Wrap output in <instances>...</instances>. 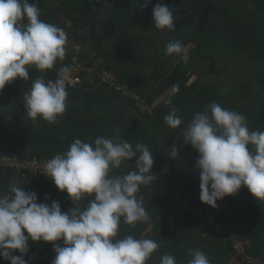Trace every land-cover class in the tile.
I'll use <instances>...</instances> for the list:
<instances>
[{
	"label": "trees",
	"instance_id": "trees-1",
	"mask_svg": "<svg viewBox=\"0 0 264 264\" xmlns=\"http://www.w3.org/2000/svg\"><path fill=\"white\" fill-rule=\"evenodd\" d=\"M29 2L37 3L41 20L65 30L71 41L65 58L52 69L41 72L27 66L28 80L17 77L0 92V155L48 161L65 153L77 138L93 143L99 136H118L133 147L146 144L153 151L151 174L157 180L141 186L139 194L150 219L134 227L122 219L117 238L132 235L157 241L160 247L147 264H160L163 255L187 264L190 248L203 251L211 264H249L237 257L233 239L223 240L203 226L200 216L179 209L187 203L215 218L244 242L248 255L264 262V201L242 186L237 194L218 200L216 208L203 203L200 170L195 167L199 153L182 140L195 114L213 101L242 113L250 131H264V0H151L147 7H140V0ZM157 3L174 12L175 31L155 28ZM165 35L166 43L180 41L183 51L166 55ZM73 43L80 53L70 49ZM204 65H210L212 76L199 74ZM77 66L83 68L82 82L66 87L63 117L52 124L27 117L23 96L33 81L40 77L55 81L63 70ZM106 74L117 80L105 81ZM172 109L182 121L176 129L164 121ZM172 146L179 149L175 159L169 154ZM138 158L139 154L114 174L135 170ZM13 186L36 192L37 202L59 201L62 211L73 207L67 192L50 177L34 173L23 177L0 167V194H9ZM46 195L51 199L46 201ZM92 198L82 200L80 207ZM58 243L63 246L62 240ZM55 255L52 242L30 241L24 258L28 264H51ZM0 264L10 261L0 256Z\"/></svg>",
	"mask_w": 264,
	"mask_h": 264
},
{
	"label": "clouds",
	"instance_id": "clouds-1",
	"mask_svg": "<svg viewBox=\"0 0 264 264\" xmlns=\"http://www.w3.org/2000/svg\"><path fill=\"white\" fill-rule=\"evenodd\" d=\"M151 0H140L147 7ZM37 3L29 0H0V92L17 77L29 79L27 66L43 72L52 69L66 55L68 35L55 24L40 19ZM155 28L176 30L175 14L169 6L157 3L153 8ZM183 51L180 41L165 46L166 55ZM227 89H221L226 92ZM68 92L62 78L33 81L23 96L27 117L56 123L67 110ZM165 124L179 128L176 109L164 117ZM184 144L199 153L195 167L200 170V199L213 208L225 196L237 194L246 186L264 201V131H250L242 113L218 102L197 112L183 132ZM179 149L170 148L175 159ZM135 170L114 174L132 158ZM153 151L143 143L133 147L120 137L95 138L93 143L77 138L63 154L45 164L47 177L73 207L62 211L59 201L37 202L34 191L13 186L9 194H0V256L10 264H28L24 258L29 242H52L56 253L51 264H147L160 245L149 238L132 235L117 238L121 220L133 227L148 221L141 186L154 184ZM167 171V169H164ZM93 197L85 208L80 202ZM51 199L46 195L45 200ZM63 241L61 246L58 241ZM18 250L20 255H13ZM187 264H211L199 249H188ZM160 264H177L172 255H163Z\"/></svg>",
	"mask_w": 264,
	"mask_h": 264
},
{
	"label": "built area",
	"instance_id": "built-area-1",
	"mask_svg": "<svg viewBox=\"0 0 264 264\" xmlns=\"http://www.w3.org/2000/svg\"><path fill=\"white\" fill-rule=\"evenodd\" d=\"M81 66H77L75 70H63L61 72V78L65 82V86L67 87L69 84L73 87H77L81 82ZM90 71V69H89ZM92 71V70H91ZM105 81L115 82L117 78L111 74H106L104 76ZM128 86H126L127 88ZM131 93V92H130ZM140 100V97H137ZM47 161H41L38 159L34 160H24L21 161L17 156H7V155H0V167L10 168L14 170V172L18 175L26 177L28 173H34L36 175H44L47 176L45 173V164ZM179 209L182 212L189 211L195 216H200V220L204 227L212 230L215 234L219 237L226 239L229 237L230 239L234 240V248L237 253V257L243 258L244 261H247L249 264H264V262H260L258 258H253L248 255L246 251V246L243 241L238 240L237 237L228 231V229L224 228L219 224L215 218L204 214V210L197 207H191L187 203H183Z\"/></svg>",
	"mask_w": 264,
	"mask_h": 264
},
{
	"label": "rangeland",
	"instance_id": "rangeland-1",
	"mask_svg": "<svg viewBox=\"0 0 264 264\" xmlns=\"http://www.w3.org/2000/svg\"><path fill=\"white\" fill-rule=\"evenodd\" d=\"M47 3H53V0H47ZM54 3H57L56 2V0H54ZM69 24L68 25H72V23H70V22H68ZM167 35V34H166ZM164 36V44L166 45L167 43V41H168V38H167V36ZM170 37V36H169ZM69 39H70V37H69ZM68 39V41H71V40H69ZM72 46H71V50L74 52V51H77L78 53H80L79 51H80V47H78V46H75V44L73 43V44H71ZM70 50V51H71ZM87 50L89 51L90 50V46H88V48H87ZM186 50H187V48H186ZM66 51H69V49L67 48V46H66ZM91 51V50H90ZM77 59V58H76ZM209 67H210V65L208 66V65H204V66H201V70L199 71V74L201 75V76H203L204 74L206 75H209V76H212L208 71H209ZM93 73V70L91 71V74ZM93 75V74H92ZM150 229L151 228H149L148 230H147V232H149L150 231ZM146 232V233H147Z\"/></svg>",
	"mask_w": 264,
	"mask_h": 264
}]
</instances>
